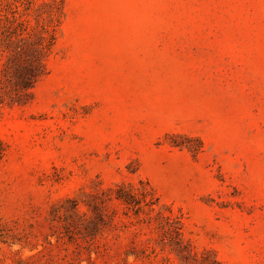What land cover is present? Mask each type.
<instances>
[{
    "label": "rangeland",
    "instance_id": "374dc122",
    "mask_svg": "<svg viewBox=\"0 0 264 264\" xmlns=\"http://www.w3.org/2000/svg\"><path fill=\"white\" fill-rule=\"evenodd\" d=\"M63 2L0 109V264H264V0Z\"/></svg>",
    "mask_w": 264,
    "mask_h": 264
},
{
    "label": "trees",
    "instance_id": "16d2710c",
    "mask_svg": "<svg viewBox=\"0 0 264 264\" xmlns=\"http://www.w3.org/2000/svg\"><path fill=\"white\" fill-rule=\"evenodd\" d=\"M64 19L63 0H0V109L30 102ZM117 188L116 201L135 206L136 213L150 210L151 200L138 206L131 190Z\"/></svg>",
    "mask_w": 264,
    "mask_h": 264
}]
</instances>
